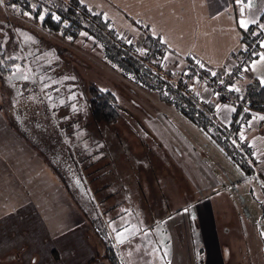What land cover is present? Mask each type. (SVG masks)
<instances>
[{
  "label": "rangeland",
  "instance_id": "obj_1",
  "mask_svg": "<svg viewBox=\"0 0 264 264\" xmlns=\"http://www.w3.org/2000/svg\"><path fill=\"white\" fill-rule=\"evenodd\" d=\"M50 1L56 2V0ZM107 1L117 10L123 6L119 0ZM20 9L21 7H17L10 0H3V3H0V153L14 155L8 167L7 181L0 183L3 201H7L12 193L20 191V188L25 186L22 190L31 193L35 201L38 195L42 196L45 192L40 206L41 214L45 211L47 215L50 206L59 201L60 207L57 212L62 216L67 212L72 200L51 168V164L60 162V166L68 167L66 168L70 171L69 174L78 172L79 179L85 176L86 183L89 180L92 187L91 191L95 190L99 198H101L100 192L107 188L116 190V187H110V183L111 186L116 184L119 190V184L127 185L125 194L121 197L104 200L105 208L119 202L118 207L121 212H125L124 215L113 216L114 219L109 224L110 238L123 264H264V235H262L264 191L258 183L259 180H253L254 176H252L249 177L251 180L244 181L241 171V173L238 171L229 173L214 166L213 163H209V168L202 167L204 163L212 162V158L216 160V157L211 149L202 146L205 140L209 141L198 128L174 108L160 101L149 89L124 78L120 68L110 64L92 45L91 39H86L83 34L77 38H70L48 32L34 21L33 18L38 17L26 15V12ZM241 9L242 7L239 8V13ZM251 9L255 10L253 6L246 10L250 12ZM117 13L122 12L118 10ZM103 15L110 21L111 27L120 36L122 42L130 41L129 44L138 47V53L146 52L141 43L136 44L132 42L133 39L122 35L121 28L124 25L139 29L144 27L135 20L134 14L124 13L121 26L118 23L119 18L106 13ZM257 20L258 18L255 21ZM259 25L262 27L261 23ZM141 38L142 36L138 40ZM256 43L261 44V38L257 39ZM161 47L163 50L162 45ZM242 48L250 52L236 59L232 70H236L239 65L243 68L236 74L235 82L234 80L232 82L235 86L241 84L242 74L251 62L248 61L251 49L244 46ZM189 64H191L189 61L187 64L185 62L184 72L187 71ZM200 64L203 68H211L203 60H200ZM161 67L168 71L164 64ZM217 70L210 73H215ZM65 74L75 79L74 85L65 81ZM25 76L27 79L23 78ZM89 86L115 95L120 108V118L117 122L110 125L98 124L91 119L87 110ZM52 96L58 97L59 103L69 97L67 101L73 104L57 111L60 120L56 129L49 102L54 98ZM214 98L217 101L216 105L228 104L221 103L218 97L214 96ZM233 100L234 103L231 105L241 112L231 140L233 143L235 132H243L241 138L244 140V145L238 149L246 158L244 147L248 146L242 114L251 115L253 110ZM17 118L22 120L24 127L16 126ZM216 120L224 125L218 118ZM19 124L22 125L20 122ZM64 125L69 127L61 131L59 128ZM156 133L161 136L158 144L155 139ZM81 134L86 136L85 141H82ZM42 146L47 148V156L42 152ZM5 149L12 152H4ZM48 152L53 154L57 152L58 160L50 157ZM248 157L250 164L247 161ZM247 158V163L252 165L254 170V167H257L256 158L253 154ZM22 159L30 162V165L22 164ZM184 159L194 166L195 173L186 168ZM5 164H9L7 160L3 166ZM107 165H113L112 173H115L109 182L103 177L105 172L103 169ZM64 168L61 167L62 170ZM118 168L119 172L116 173ZM63 174L70 179L69 174ZM214 177L219 179L228 177L225 188L227 192L229 187V190L231 186L236 187L242 239L231 230L232 224L229 223L228 217H226L227 224L218 225L219 229L216 230L210 224L212 220L209 214L201 216L199 221L195 201H198L199 197L209 195L210 189H203L202 184H208ZM68 178L66 180H69ZM136 186L141 188L144 195L140 199L143 209L148 212L149 206L158 208L153 214L152 221H150L151 214H142L141 211L133 210L130 213L126 212L128 205L133 206L135 195L138 196ZM126 194L130 196L123 202ZM75 198L82 213L88 212L84 203L79 201L77 192ZM136 200L141 203L139 199ZM182 215L187 218L186 229L182 231L179 225L175 226L173 234L176 240L175 245L171 247L169 245L171 235L166 230L169 225L166 227L165 222L170 217L178 220ZM214 219L215 216L213 222ZM233 219L231 214V220ZM85 222L87 221H84L81 225L83 227H80L85 230L84 236L78 231L80 233L68 237L67 251L64 255L66 263L61 262L62 264H73L72 256L76 253L74 250L80 254L81 248L86 246L84 238L91 250L87 254L84 252L80 254L81 259L86 257L82 264H92L89 262L91 259L102 257L104 246ZM57 223L59 224L56 214L50 216L46 222L48 243H55L56 241L53 240L61 231ZM39 229L42 231V224ZM125 229L128 231L125 232ZM117 232L124 233L123 243L117 239ZM217 233L220 237L221 234L225 237L222 244L215 246L210 242H215ZM71 238L73 242H70ZM52 247L47 245L42 248L40 245L36 248L40 254L44 253L42 257L45 264H54L53 259L48 256V251ZM89 255H91L90 259ZM101 262L108 264L105 260Z\"/></svg>",
  "mask_w": 264,
  "mask_h": 264
},
{
  "label": "crops",
  "instance_id": "obj_2",
  "mask_svg": "<svg viewBox=\"0 0 264 264\" xmlns=\"http://www.w3.org/2000/svg\"><path fill=\"white\" fill-rule=\"evenodd\" d=\"M79 1L85 4L90 11L97 10L101 13L110 14L119 18L118 23L120 26L122 24L121 18L124 17V13L134 14L136 17L135 20L144 25V27L142 26L143 29L124 25L121 28L123 30L122 35L129 37V39H133L132 42L136 44L141 43L147 34L158 39L164 48L162 64L165 65L166 70L169 72L184 73L185 62L187 64L189 59H196L199 64L200 60H203L211 66L210 69H206L200 64V67L208 73L220 68V71L222 70L224 75L222 77L225 78L228 76V70L234 68L236 59L240 57L237 56L236 53L241 51L243 47L240 43V32L245 28L241 27L240 21L243 20L248 26L257 24L264 12V0H119L124 6H120L118 9L122 13H117L118 10L112 7L107 0ZM251 6L255 8L254 11L252 9L250 12L246 10ZM240 7L243 9V11L241 9V13H239ZM257 18L258 20L255 21ZM141 36V40H138ZM260 38V48L264 49V36ZM191 52L195 55L193 56ZM262 55H264V53L260 52L257 58L250 62L248 68L242 74L241 84L237 87L242 88L251 84L254 80H258L260 83L264 84V61L261 60ZM217 71L215 73H217ZM213 74L214 73L211 75ZM195 95L196 98L204 102L215 101L213 93L209 89L200 87L195 91ZM225 105L228 107L225 108ZM233 109L234 107L231 104H217L214 107V114H216L220 122H223L222 124L228 125L235 113V109ZM261 117H264V113L253 111L248 121L244 124L246 143L252 151L254 158L257 160V167H254V174L249 176L243 174V176L244 181H248L249 177L254 176L253 180H259L258 183L264 191V119H260ZM160 138V134L156 133L155 139L157 144ZM206 141L207 140H205L202 146L211 149L216 160L212 158V162L208 161V163H204L202 167L209 168V163H213L214 166L216 165L229 173H236V171L240 172L210 139H208L209 142ZM7 151L12 152L8 149H5L4 152ZM13 156L14 155L0 153V165H2V167L0 166V183L7 181L8 167ZM6 160L9 164L3 166ZM21 163L30 165V162L24 159H22ZM184 165L195 173L194 166L190 164L187 159H184ZM103 170L105 172L101 173H103V177L106 181L109 182L115 174L112 173V170H114L113 165H107ZM118 172L119 168L116 170V173ZM10 174L13 173L10 172ZM245 177L248 178L245 179ZM226 178L228 177L221 179L214 177L211 178L208 184H202L203 189H210L209 195L207 197H199V200L195 201V208L199 221L201 216L210 215L212 220L210 224H212V227H215V230L219 229L218 225L227 224L226 217H228L230 220L229 223L232 224L231 230L235 231L237 237L242 239L243 233L238 221L241 217L239 204L237 203L238 197L235 192L236 187L231 186V190H229V187L227 192L225 190ZM228 180L230 181V179ZM121 182H123L122 177ZM119 186L120 190L117 188L116 184L111 186L110 183V187H116V190L112 191L107 188L105 191H101L100 194L103 198L121 197L125 194V187H127V185L123 183L119 184ZM24 188L25 186L20 188V191L12 193L7 201H3V196L0 194V264H5L6 262L9 264H16L14 262L20 264H45L42 257L44 253L40 254L36 250L40 245L42 248L47 245L53 246L48 251V256L53 259L54 264L66 263L64 255L67 251V239L71 234L80 233L78 231H81V235L84 236L85 230L80 229V227H83L81 225L86 220L82 218L83 216H81V213L73 201H71L67 212L62 216L57 212L60 207L59 201L55 202L53 206H50L47 215L45 211L41 214L40 206L45 192H43L42 196L38 195L37 201H35L31 193L22 190ZM136 188L138 190V196L135 195L134 199L140 200L144 195H142L140 187L136 186ZM129 196L130 195L126 194L123 198V202L124 199ZM136 199L133 206H127L126 212L128 211L130 213L131 210L134 212L141 211L142 214H151L150 221L154 220L153 214L158 208L149 206V210L146 212L141 206L142 201L140 200L141 203H139ZM117 204L119 205V202ZM118 205L115 207L116 209L113 210L114 213L124 215L125 212H121ZM55 214L58 216L59 224L57 223V226L61 228V231L53 240L56 242L52 244L48 243L49 238L46 236L45 226L46 222H48V218ZM231 214L234 217L233 220H231ZM213 216H215L214 222ZM186 220L187 218H185L184 215L178 220H175L173 217L166 220L165 226L167 227L169 225L170 228L167 227L166 230L169 235H171L169 239V245L171 247L175 245L174 241L176 240L175 234H173L175 226L179 225L182 231H184L186 229ZM41 224L44 229H42V231L39 229ZM212 227L208 228L212 229ZM200 230H203L202 226ZM217 235L218 237H215V242H210L214 243L215 246H218L220 243L222 244V240L225 237L223 234H221V237L218 233ZM70 242H73L72 238ZM84 243L86 246L81 248L80 254L82 252L87 254L89 250H91L85 238ZM74 251H76V253L72 256L74 257L73 264H82L86 257L81 259L78 251ZM90 257L91 255H89V259ZM92 264L104 263L98 262Z\"/></svg>",
  "mask_w": 264,
  "mask_h": 264
},
{
  "label": "trees",
  "instance_id": "obj_3",
  "mask_svg": "<svg viewBox=\"0 0 264 264\" xmlns=\"http://www.w3.org/2000/svg\"><path fill=\"white\" fill-rule=\"evenodd\" d=\"M11 3L17 7H21L20 10L30 13L34 17H39L43 14L44 19L33 18L35 22H38L48 32L58 34L61 37L77 38L81 34L86 39L93 41L92 45L96 47L102 56L110 63L122 71L124 78L131 82L149 89L155 94V96L166 105L175 109L176 112L181 114L192 125L198 128L208 139H210L219 150L241 171L245 176L253 174V168L247 163L246 158L242 155V152L236 148L232 143L231 137L237 124L238 115L241 111L235 110V113L228 125H221L216 120V114L213 113L215 102H204L199 98H195L188 94L186 87L192 83L195 78V71L192 69L187 70L184 73L168 72L165 71L162 65L163 50L161 43L158 39L147 34V36L141 42L142 48L145 53H132L131 44H126L120 40V36L111 27L109 20L104 18L103 13L100 11L90 12L89 9L81 3L79 0H56L52 2L50 0H10ZM59 17V21L56 19ZM261 23L262 27L259 25ZM86 34V35H85ZM264 36V12L260 17L257 24L248 26L240 32V43L246 48L251 49V56L248 61H252L257 58L258 52H263L264 49L260 48L256 43L257 39ZM245 53L238 51L237 56H243ZM239 58V57H238ZM191 64H195L199 71H202L206 75H211L200 67L199 62L194 59L188 60ZM1 71V64H0ZM214 76H224L223 71L219 70L214 73ZM1 78V73H0ZM65 81L69 84L75 83L74 78H70L65 74ZM232 90L226 91V95L239 101L243 105H247L253 111L264 113V84L258 80H254L251 84H248L242 88L234 86ZM239 89V91H236ZM71 91V90H69ZM88 107L87 110L90 113L91 119L98 124H112L117 122L120 118V108L117 103L115 95L111 92L101 91L94 86L88 88ZM51 98V111L55 120L54 127L57 128V122L60 117L57 115V111L67 105L71 106L68 98L63 102H58V97L52 96ZM55 107V109H52ZM250 114L243 113L242 120L248 121ZM15 121L16 126H23L21 119L17 118ZM19 122L22 124L20 125ZM24 127V126H23ZM65 127L61 126V131L65 130ZM74 132H72L73 134ZM82 141H85L81 134ZM25 141L31 145L26 139ZM42 152L47 156V148L41 147ZM244 153L246 156H250L252 151L249 147H244ZM50 157L54 160H58V153L48 152ZM61 163L51 164L54 174L59 178L65 191L68 193L70 199L73 201L83 218L87 221L89 227L94 232L95 236L104 246V253L102 257H95L91 259L90 263H98L105 260L108 264H123L116 246L110 238L109 224L113 221V216H120L121 214L114 213L117 203L109 208H105L104 200L109 198H101L97 196L96 191H91V185L85 180V176L79 179L78 172L69 174L68 167ZM64 168V170L61 169ZM67 167V168H66ZM69 174L70 179L63 174ZM72 176V177H71ZM68 178L69 180H66ZM88 184V185H87ZM78 194L79 201L84 203L88 212L82 211L77 206L75 200V194ZM87 193L90 195L88 196ZM93 194V195H92ZM100 209V211L98 210ZM99 211V212H98Z\"/></svg>",
  "mask_w": 264,
  "mask_h": 264
},
{
  "label": "built area",
  "instance_id": "obj_4",
  "mask_svg": "<svg viewBox=\"0 0 264 264\" xmlns=\"http://www.w3.org/2000/svg\"><path fill=\"white\" fill-rule=\"evenodd\" d=\"M132 51L134 52L135 50L132 49ZM241 51L244 53L250 52V50L243 48ZM242 68H243L242 65H239L236 70L234 71L232 69L229 70L227 78H223V77H216L214 76V74L208 76L202 71H199L195 64H189L187 66V70L189 69L194 70L196 75L192 83L186 87V90L188 94L196 98L195 91L198 90L200 87L209 89L212 91L215 97L219 98V101L221 103H228V104L234 103V100L230 97L228 98L225 92L231 90L235 86L234 84H232V82L235 79L236 74H238ZM241 137H243V132L240 131L235 132L233 137V143L239 149L244 145V140ZM247 161L249 164L251 163L250 157L247 158ZM250 166L252 167V165Z\"/></svg>",
  "mask_w": 264,
  "mask_h": 264
},
{
  "label": "snow or ice",
  "instance_id": "obj_5",
  "mask_svg": "<svg viewBox=\"0 0 264 264\" xmlns=\"http://www.w3.org/2000/svg\"><path fill=\"white\" fill-rule=\"evenodd\" d=\"M0 3H3V0H0ZM242 11H243V9H242ZM25 14H26V15H30V13H25ZM38 18H39L40 20H43V19H44L43 14H41ZM56 19L59 21L60 18H59V17H56ZM240 25H241V27H244V28H247V27H248V25H247L243 20L240 21ZM85 35H86V34H85ZM129 43H130V41H129ZM261 60L264 61V55L261 56ZM23 78H24V79H27L26 76L23 77ZM236 91H239V89H236ZM73 99H75V97H73ZM224 107L227 108L228 106L225 105ZM73 110H74V111L76 110V109H75V106H73ZM233 110H234V109H233ZM260 119H264V117H261ZM242 138H243V137H242ZM124 231L127 232L128 230L125 229ZM262 235H264V233H262ZM117 239L119 240L120 243H123L124 240H125L124 233H123V232H117Z\"/></svg>",
  "mask_w": 264,
  "mask_h": 264
},
{
  "label": "bare ground",
  "instance_id": "obj_6",
  "mask_svg": "<svg viewBox=\"0 0 264 264\" xmlns=\"http://www.w3.org/2000/svg\"><path fill=\"white\" fill-rule=\"evenodd\" d=\"M121 43H122V41H121ZM127 44H129V43H126L125 45H127ZM132 49H134L135 51L133 52ZM131 52L134 53V54L138 53L139 52L138 47L135 46L134 44H132L131 45Z\"/></svg>",
  "mask_w": 264,
  "mask_h": 264
}]
</instances>
